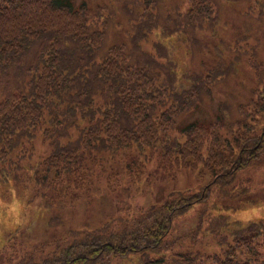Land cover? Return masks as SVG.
<instances>
[{
    "label": "trees",
    "instance_id": "1",
    "mask_svg": "<svg viewBox=\"0 0 264 264\" xmlns=\"http://www.w3.org/2000/svg\"><path fill=\"white\" fill-rule=\"evenodd\" d=\"M241 1L255 19L264 18V0H187L166 11V0H82L78 6L0 0V186L26 190L35 183L50 205L58 191L89 194L95 187L101 196L104 186L115 190L122 179L141 181L153 157L172 179L183 169L209 178L195 192L171 190L139 213L111 214L96 228L71 231L56 251L44 254L36 245L17 262L0 264H264V218L244 216L247 208L231 204L247 191L234 184L239 171L264 161L263 65L248 60L258 84L236 107L237 117L169 133L212 96L234 64L215 47V65L191 74L176 51L207 48L221 6ZM117 14L124 16L126 39L108 45ZM244 39L225 48L246 50ZM38 135L51 151L45 160L26 162ZM216 190L222 198L209 204ZM200 202L210 207L199 213L195 229L173 235L178 217Z\"/></svg>",
    "mask_w": 264,
    "mask_h": 264
},
{
    "label": "rangeland",
    "instance_id": "2",
    "mask_svg": "<svg viewBox=\"0 0 264 264\" xmlns=\"http://www.w3.org/2000/svg\"><path fill=\"white\" fill-rule=\"evenodd\" d=\"M73 1L74 5L78 6L82 0ZM182 1L187 0H166L167 4L165 3L162 8L166 11L167 6ZM228 5V7L221 6L220 21L216 31H212L213 35L205 37L208 43L207 48L201 51L196 47L191 52L181 48L180 51H176L175 58L180 61V67H184L186 63L190 67L191 74L199 71H205L207 74L206 68L215 65L213 62L215 47H220L223 60L234 63L231 69L232 74L216 84L211 97H205L181 116L176 127L169 131L172 136H176L175 134L181 128L191 122L208 125L216 118L237 117L236 107L248 101L251 97L250 92L258 84L248 60L254 59L264 67V18L257 20L255 14L250 15L246 11L248 1ZM123 19L122 14H117L113 22L109 24L106 39L108 45H117L120 43L119 39H126V23ZM120 21L122 24L118 26L117 23ZM242 38H246L240 41L246 50L236 51L225 48L235 47ZM146 48L150 49L151 44H147ZM224 102L232 105L229 112L222 108ZM263 125L264 114L259 119L258 128ZM50 151L51 146L43 145L42 138L38 135L34 140L33 155L27 156L25 160L26 162L45 160ZM157 162L156 157L147 161L145 176L141 181L132 184L122 179L115 190L104 186L102 188L104 193L101 196L97 194L95 187L90 188L95 192L91 191L89 194L88 189L60 193L58 191L54 194L56 202L52 205L48 204L44 194H41L43 190L37 191L38 186L35 183L26 190H20L11 184L0 186V262L7 263L9 260L17 262L20 256L36 245L42 246L44 254L56 251L59 239H72L71 231L77 233L96 228L109 221L111 214L118 213L126 216L129 212L139 213L152 203L161 202L171 190L195 192L200 190L209 179L200 177L197 169L177 171L178 175L172 179L171 175L168 177L155 167ZM107 171L111 173L113 170L107 167ZM238 182H242L247 187L245 199L235 200L231 204L237 203L243 206L242 208H247L244 216L264 218V161L256 167L251 165L239 171L234 184ZM221 198L216 190L208 203ZM71 199H73L72 202L67 201ZM207 207L208 205L204 202L193 204L174 222L172 234L193 231L197 225L199 213ZM125 208H131V210L126 211ZM53 216H56L57 220L52 222ZM190 246L196 248L193 243H190Z\"/></svg>",
    "mask_w": 264,
    "mask_h": 264
}]
</instances>
